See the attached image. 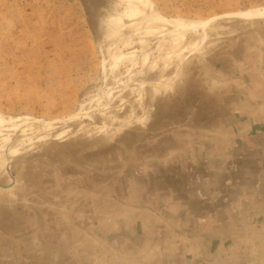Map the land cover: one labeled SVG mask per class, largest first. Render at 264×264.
<instances>
[{"label": "rangeland", "instance_id": "rangeland-1", "mask_svg": "<svg viewBox=\"0 0 264 264\" xmlns=\"http://www.w3.org/2000/svg\"><path fill=\"white\" fill-rule=\"evenodd\" d=\"M260 67L264 0H0V264L68 263L110 197L195 203V129Z\"/></svg>", "mask_w": 264, "mask_h": 264}, {"label": "crops", "instance_id": "crops-1", "mask_svg": "<svg viewBox=\"0 0 264 264\" xmlns=\"http://www.w3.org/2000/svg\"><path fill=\"white\" fill-rule=\"evenodd\" d=\"M256 69L221 85L223 111L195 129L207 137L195 144L204 164L197 201L167 194L155 210L153 195L105 198L112 211L83 214L65 264H264V69Z\"/></svg>", "mask_w": 264, "mask_h": 264}, {"label": "bare ground", "instance_id": "bare-ground-1", "mask_svg": "<svg viewBox=\"0 0 264 264\" xmlns=\"http://www.w3.org/2000/svg\"><path fill=\"white\" fill-rule=\"evenodd\" d=\"M249 17V16H248ZM254 17V16H253ZM250 18V17H249ZM204 25H206V24H204ZM204 28V27H203Z\"/></svg>", "mask_w": 264, "mask_h": 264}]
</instances>
